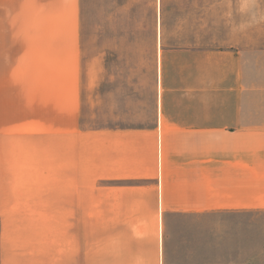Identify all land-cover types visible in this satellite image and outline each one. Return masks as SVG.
Masks as SVG:
<instances>
[{"label":"crops","instance_id":"1","mask_svg":"<svg viewBox=\"0 0 264 264\" xmlns=\"http://www.w3.org/2000/svg\"><path fill=\"white\" fill-rule=\"evenodd\" d=\"M80 4L0 0V264H213V224L53 223L84 211ZM186 52L159 77L150 124L87 133L94 189L138 181L118 197L150 195L165 214L264 213V108L243 107L235 52ZM198 57L212 66L209 88Z\"/></svg>","mask_w":264,"mask_h":264},{"label":"rangeland","instance_id":"2","mask_svg":"<svg viewBox=\"0 0 264 264\" xmlns=\"http://www.w3.org/2000/svg\"><path fill=\"white\" fill-rule=\"evenodd\" d=\"M84 38V123L86 130V181L84 211L54 214V224H213V264H256L264 259V229H238L225 224H264V213L255 216L210 214L185 216L159 213L150 195L118 197V186L138 181H108L94 189L91 169V133L99 127L142 126L152 122L158 102V80L165 66L173 70L186 61L180 52L232 51L242 64L243 107L264 108V23L244 32H233L227 13L235 14L236 0H80ZM264 9V0H260ZM198 76L211 87L212 66L198 57ZM223 61V58H221ZM162 79V78H161ZM210 84V85H209ZM218 95V96H217ZM232 95H228L231 98ZM216 99L227 98L226 93ZM99 184V183H98ZM99 192L101 196H99ZM94 194H97L94 195ZM254 237V238H253ZM235 244L228 245V241ZM255 243V245L252 244ZM260 243V246L259 244ZM261 250H256V248Z\"/></svg>","mask_w":264,"mask_h":264},{"label":"clouds","instance_id":"3","mask_svg":"<svg viewBox=\"0 0 264 264\" xmlns=\"http://www.w3.org/2000/svg\"><path fill=\"white\" fill-rule=\"evenodd\" d=\"M231 6V0H229V7ZM234 11L241 19L236 22L233 11L227 13L233 32H244L264 23V9L261 8L260 0H236Z\"/></svg>","mask_w":264,"mask_h":264},{"label":"trees","instance_id":"4","mask_svg":"<svg viewBox=\"0 0 264 264\" xmlns=\"http://www.w3.org/2000/svg\"><path fill=\"white\" fill-rule=\"evenodd\" d=\"M192 45L194 46L193 49H196V50H203L202 48H200V47H201V43H199V41H195V42H193Z\"/></svg>","mask_w":264,"mask_h":264}]
</instances>
